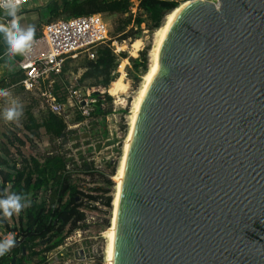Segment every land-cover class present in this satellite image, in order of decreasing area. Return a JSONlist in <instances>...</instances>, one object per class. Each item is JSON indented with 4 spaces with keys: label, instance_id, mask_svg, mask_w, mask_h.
<instances>
[{
    "label": "water",
    "instance_id": "95a60500",
    "mask_svg": "<svg viewBox=\"0 0 264 264\" xmlns=\"http://www.w3.org/2000/svg\"><path fill=\"white\" fill-rule=\"evenodd\" d=\"M118 209L114 264H264V0L173 19Z\"/></svg>",
    "mask_w": 264,
    "mask_h": 264
},
{
    "label": "rangeland",
    "instance_id": "374dc122",
    "mask_svg": "<svg viewBox=\"0 0 264 264\" xmlns=\"http://www.w3.org/2000/svg\"><path fill=\"white\" fill-rule=\"evenodd\" d=\"M187 1L192 0L182 3ZM209 1L218 3V0ZM132 13L134 18L140 14L139 11ZM101 14L110 28L108 43L120 57L115 79L108 88L92 86V79L82 78L84 63L89 57L86 53H78L67 56L58 70L44 80L41 90L28 91L18 82L0 91V142L9 150L7 158L12 162H22L32 156L43 160L51 153L61 152L72 168H78L76 178L87 195L82 207L85 219L76 229L70 232L66 229L63 244L49 251L45 262L41 263V256H35L33 263L105 264V232L111 224L117 185L114 176L130 129L132 105L149 68L157 28L147 24L131 25L135 26L134 37L119 41L115 29L121 16ZM5 16L11 17L13 28L35 30L40 37L42 24L49 13L47 8L0 9V28L6 23L2 19ZM143 52L148 58L146 70ZM49 90L53 93V101L48 97ZM29 112L39 122L50 112L57 113L67 125L63 136L55 139L44 127L33 133L28 128ZM40 195L45 196L46 191ZM109 197L112 198L110 205L107 204ZM0 202L3 211L0 217L4 216L13 225L18 220L17 209L9 210L4 202ZM0 234L7 236L1 227ZM45 246L47 243L43 242L39 249Z\"/></svg>",
    "mask_w": 264,
    "mask_h": 264
},
{
    "label": "trees",
    "instance_id": "16d2710c",
    "mask_svg": "<svg viewBox=\"0 0 264 264\" xmlns=\"http://www.w3.org/2000/svg\"><path fill=\"white\" fill-rule=\"evenodd\" d=\"M184 0H141L139 16L133 17L131 0H49L46 5L49 16L45 21L68 18L93 13L119 14L121 19L116 33L119 41L134 37L132 30L143 24L158 30L164 18L179 7ZM131 27V25H134ZM28 33L38 36L35 30ZM144 61L147 69L146 53ZM120 57L110 43L97 48L96 58L85 60L82 78L92 79V86L108 88L115 79ZM21 70L0 78V91L8 89L23 78ZM28 128L37 133L44 127L53 138L59 139L66 129L64 119L50 112L39 122L29 112ZM0 200L9 208L15 207L18 220L13 225L0 217V227L12 238L4 241L0 234V264H39L33 263V257L41 256L46 261L47 253L63 244L66 229L72 231L85 219L82 207L87 197L80 189L76 173L65 154L51 153L43 160L36 156L22 159V162L7 158L8 148L0 142ZM46 191L45 196L40 193ZM109 197L107 204L110 205ZM1 203V202H0ZM68 232V233H69ZM43 242L47 243L39 249Z\"/></svg>",
    "mask_w": 264,
    "mask_h": 264
},
{
    "label": "built area",
    "instance_id": "2783aa9c",
    "mask_svg": "<svg viewBox=\"0 0 264 264\" xmlns=\"http://www.w3.org/2000/svg\"><path fill=\"white\" fill-rule=\"evenodd\" d=\"M35 0H0V9L14 10L26 8ZM141 0H131L132 12L139 11ZM8 18L4 17L3 20ZM21 35L24 45L21 46ZM111 39L110 28L101 13L59 18L44 21L41 36L35 38L21 31L13 33V46L20 48L23 55L17 70L24 74L20 83L28 91L41 90L44 80L58 70L63 60L70 55L86 53L90 59L96 58L97 48ZM52 84H50L51 86ZM53 101V93L48 92ZM13 234L4 236L10 240Z\"/></svg>",
    "mask_w": 264,
    "mask_h": 264
},
{
    "label": "bare ground",
    "instance_id": "6f19581e",
    "mask_svg": "<svg viewBox=\"0 0 264 264\" xmlns=\"http://www.w3.org/2000/svg\"><path fill=\"white\" fill-rule=\"evenodd\" d=\"M191 1H187L182 3L179 7L175 8L173 11H171L165 18V21L163 25L156 30L155 32V45L151 49L150 52V63H149V68L147 72L144 74L142 81H141V86L139 88V91L136 95L135 101L132 105V111H131V120H130V129L129 132L127 133V137L124 142V147H123V154L121 161L119 163L117 173L114 176V179L117 182L116 185V193L114 196V201H113V215L111 219V224L109 227L106 229L105 232V239H106V244H105V250H104V262L105 264H114V253H115V237H116V229H117V214H118V207H119V199L121 196V190H122V183H123V178L125 174V168H126V162L128 158V153L132 141V136L133 132L137 123V117L138 113L140 110V107L142 105V102L144 100V96L148 90L149 83L153 80L156 69L159 65V58H160V51H161V46L165 40V37L168 33L169 28L171 27L173 23V19L178 15L180 12L181 8L186 6L188 3Z\"/></svg>",
    "mask_w": 264,
    "mask_h": 264
},
{
    "label": "crops",
    "instance_id": "0c3cea01",
    "mask_svg": "<svg viewBox=\"0 0 264 264\" xmlns=\"http://www.w3.org/2000/svg\"><path fill=\"white\" fill-rule=\"evenodd\" d=\"M48 2L49 0H36L30 4V6H27L26 9L46 8ZM5 21L6 23L0 28V78L9 76V74L16 71L23 57L20 48L13 46V33L16 31H21L23 34H30L34 36L33 34L28 33L29 31H26L21 27L13 28L11 17ZM22 45L26 46L24 44L23 35H21V46Z\"/></svg>",
    "mask_w": 264,
    "mask_h": 264
}]
</instances>
